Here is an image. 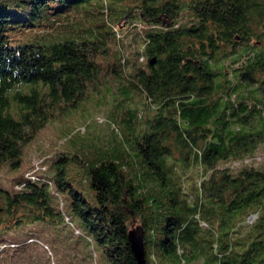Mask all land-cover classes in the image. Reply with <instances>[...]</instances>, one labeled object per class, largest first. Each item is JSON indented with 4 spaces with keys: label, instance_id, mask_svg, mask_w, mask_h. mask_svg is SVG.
I'll return each mask as SVG.
<instances>
[{
    "label": "trees",
    "instance_id": "16d2710c",
    "mask_svg": "<svg viewBox=\"0 0 264 264\" xmlns=\"http://www.w3.org/2000/svg\"><path fill=\"white\" fill-rule=\"evenodd\" d=\"M102 86L152 114L0 187V231L69 225L89 258L137 264L135 217L146 264H264V163L218 166L264 143V0H0V168ZM4 241L14 264L24 240Z\"/></svg>",
    "mask_w": 264,
    "mask_h": 264
},
{
    "label": "rangeland",
    "instance_id": "374dc122",
    "mask_svg": "<svg viewBox=\"0 0 264 264\" xmlns=\"http://www.w3.org/2000/svg\"><path fill=\"white\" fill-rule=\"evenodd\" d=\"M124 25L123 23L121 28ZM101 88L96 92L90 91L75 108L57 114L38 130L32 140L22 147L20 167L16 170H11L7 166L0 168V187L11 190L12 187H16L14 180L17 178L32 177V174L51 175L53 157L63 152H72L70 149L74 146L79 148L76 151L86 149L87 152H93L101 147L107 138L115 137L121 142L122 137L128 134V131L123 129L125 121L121 118L127 119V115L133 112L141 118L152 114L151 110L144 109L138 96L135 103L125 106L128 111L120 115L115 111L112 97H105L106 91L103 86ZM112 112L115 115H112ZM261 163H264V143L257 144L250 156L220 162L218 166L235 170L241 164L258 166ZM71 167L73 172L81 173L77 162L72 161ZM137 226H139L138 219L131 217L130 230ZM53 228L42 222L23 224L13 231H0V239H4V242L18 238L24 240L18 249L13 247L17 249L15 252H10V254L15 253L11 255L14 264L25 262L27 264H101L98 257H94V253L92 259L87 256L89 249L84 245L83 238L75 239L78 234L77 229L74 228L73 233H70L69 225L58 230ZM5 245L13 246L7 243ZM5 245H0V250ZM24 245H27V248H23ZM1 255L4 256L2 252ZM191 264H200V262Z\"/></svg>",
    "mask_w": 264,
    "mask_h": 264
},
{
    "label": "water",
    "instance_id": "95a60500",
    "mask_svg": "<svg viewBox=\"0 0 264 264\" xmlns=\"http://www.w3.org/2000/svg\"><path fill=\"white\" fill-rule=\"evenodd\" d=\"M152 63V61H151ZM128 240L137 264H146L143 250V230L137 226L128 232Z\"/></svg>",
    "mask_w": 264,
    "mask_h": 264
}]
</instances>
